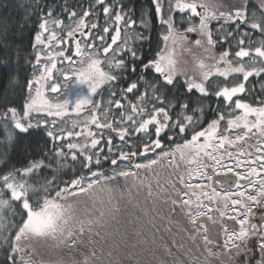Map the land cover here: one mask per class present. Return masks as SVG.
<instances>
[{
    "label": "trees",
    "instance_id": "trees-1",
    "mask_svg": "<svg viewBox=\"0 0 264 264\" xmlns=\"http://www.w3.org/2000/svg\"><path fill=\"white\" fill-rule=\"evenodd\" d=\"M72 21L71 31L66 30L63 36L78 35L74 43H85L86 48L76 44L78 50L73 53L74 44L68 43L58 51L55 66L59 65V56L88 59V52L92 51L103 58L99 65L104 70L103 60L112 53L107 65L110 71L107 83L111 89L107 86L104 90L112 107L105 112L107 117L103 120L107 124L118 123L127 118L128 111H135L138 123L137 130L133 128L132 134L126 130L121 139L109 138L106 134L101 137V129L96 127L99 130L94 140L99 153L96 159L84 154L72 155L71 150L53 134L49 135L42 125L25 120L23 127L14 126L13 118L22 112L29 97V84L39 66L37 48L56 41L55 35L46 28L47 22L59 28ZM42 29L44 34L40 38ZM131 34L132 37H127ZM48 36L53 39L48 41ZM166 38L193 43L185 46L195 47L197 51L204 52L208 47L213 61L205 71L209 73V69H214L215 72L207 76L205 71H200V67H204L203 59L196 55L195 67L200 75L196 77L195 73L191 79L170 77L159 58ZM256 44L264 46V0H0V181L35 165L28 175L29 183L40 187L42 192H36L34 197L26 192L30 207L41 206L43 200L58 198L62 193L68 194L69 197L63 195L59 200L75 204L70 214L76 222L90 226L82 217L87 219L88 216L92 222V203L89 202L93 200L83 197V193L69 191L93 177L96 169L109 173L112 169L128 168L131 160L135 164L137 160L148 159L149 155H139L145 145L159 151H173L176 145L193 150V144L201 145L188 159L192 157V161L197 159L202 164L207 157H213V151L209 150L214 142L216 150L236 148L230 137H217L223 132L225 122L216 120L219 114L227 113V116L229 111L235 112L232 101L226 103L212 91L217 85L242 82L244 91L234 99L253 107L264 103V66L244 73L241 67H234L230 62L237 51L248 53ZM197 45L204 48L198 49ZM233 68L232 72L228 71ZM92 78H82L80 87ZM137 103L141 106L136 107ZM156 115L160 119L153 124ZM239 130L242 129L236 132ZM209 135L210 139L202 142L203 137ZM195 136L197 139L192 140ZM181 166L191 164L185 161ZM96 197L102 196L96 194ZM13 204L16 211L9 225L11 236L0 244V264H16L24 241L30 246L24 233L17 235L22 232L26 211L18 201ZM83 205L86 209L80 213L78 209ZM66 226L59 231L62 233ZM82 231L83 225L78 232ZM69 236L71 233L63 238ZM17 240L18 243L22 240V246L16 244ZM63 242L62 239L57 243L43 240L37 248H49L57 264H69L66 252L70 248ZM30 259L33 260V254L28 261Z\"/></svg>",
    "mask_w": 264,
    "mask_h": 264
},
{
    "label": "flooded vegetation",
    "instance_id": "flooded-vegetation-1",
    "mask_svg": "<svg viewBox=\"0 0 264 264\" xmlns=\"http://www.w3.org/2000/svg\"><path fill=\"white\" fill-rule=\"evenodd\" d=\"M145 146L148 159L131 160L124 181L102 183L106 172L96 169V233L81 223L63 242L69 264H264V172H247L249 163L232 170L257 151L240 142L186 167L176 148Z\"/></svg>",
    "mask_w": 264,
    "mask_h": 264
},
{
    "label": "rangeland",
    "instance_id": "rangeland-1",
    "mask_svg": "<svg viewBox=\"0 0 264 264\" xmlns=\"http://www.w3.org/2000/svg\"><path fill=\"white\" fill-rule=\"evenodd\" d=\"M73 23L74 21L70 24L55 28L52 22H47L46 28L50 33L55 35L56 41L48 42L46 46L43 44V46L37 48V53L40 58L39 66L36 68L34 79H32L29 84V97L24 104L22 112L18 113L20 118L18 116H14L13 118L14 126L16 128L23 127L25 120L34 122L37 125H42L49 135L53 134L57 140L66 145V149L71 150L72 155L84 154L92 157V159H96V156L99 155L96 150V141H94L96 139V133H99L96 127L101 129V137L106 134L109 138L121 139L122 136L126 134V130L130 134L133 133L134 129L137 130L138 123L135 119L136 115H134V110V112L128 111L127 118L118 123L107 124L106 121L103 120V117H107L105 116V112H109L110 107H112L108 92L105 94L104 91L108 86L107 82H109L108 76L110 71L107 65L110 63L109 59H111L112 53L107 55L105 60H103L105 64L103 66L104 70L101 69L99 65V62H102L103 58L92 51L88 52V59L85 57L71 59L65 56L63 59L62 56H59V65L55 66V57L58 55V51H62L63 47L69 45L68 43L73 42V53L78 50L76 44H80V46H85L84 48H86L85 43H74L75 39L79 37L78 35L75 34L74 37L71 38L63 36L66 30L71 31L69 26ZM43 34L44 30L42 29L39 33L40 38H42ZM47 35L49 34L46 33V36ZM127 37H132V34ZM51 38L53 39V37L48 36V41ZM166 39V46L159 58L161 64L163 66L165 65L169 70L170 77L178 75L186 78L190 77L191 79V76L195 73L196 77L200 75L195 67L197 63L196 55L203 59L201 63H204V67H200V71L203 72L206 67L212 66L210 63L213 61V58H211L208 47L203 52L201 48H204V46L197 45V48L201 49L197 51L195 47L190 48L185 46L192 45L193 43H184L181 40L179 42L178 39H175L176 41L168 38ZM250 50L251 51L247 50L248 53H246V50H239L236 53L235 59H230L233 66L237 68L241 67L244 73L246 71L254 72L264 66V46L256 44L255 48L250 47ZM62 61L64 62L63 64ZM234 69L235 68L228 71L232 72ZM209 70V73L205 71L206 75L207 73L210 75L212 72H215L214 69ZM91 75H95V77L92 78ZM86 77L92 79L88 84H84L86 88H84V86L80 87L79 82L83 80L82 78ZM217 86L215 87V91H212L214 95L224 99L226 103L232 101V109L235 111H229L227 116V113L219 114L216 121H224L225 127L223 132H220L217 136L218 139L230 137L231 142H234L235 145H239L241 142L244 144L245 148H248L247 145H251L250 149L257 151V156L252 157L249 161L245 159L244 162H242V159H240L239 162L233 164L232 170L238 175L239 172H236L237 165L249 163L251 166L246 168L247 172L255 171L258 173L260 170L264 172V170H262L264 167V103L258 107H253L245 104V102L238 98L234 99L244 91L242 82L230 86ZM107 89L111 88L108 86ZM95 90L96 94L94 95ZM140 106L141 104L137 103L136 107ZM227 111L228 110H226V112ZM137 116H139V114H137ZM159 119L160 116L156 115L152 123L156 124ZM214 122H212V124H214ZM233 129L242 130L236 132V130L233 131ZM116 132H118L119 135L116 134ZM196 139V136L192 138V140ZM203 139L202 142L208 141L210 135L203 137ZM189 145L191 146L190 143ZM216 145L217 143H212L209 152H215ZM200 146L201 145L195 146V144H193V146H191L193 150H190L189 147L176 145L175 148L182 154L180 155V162L181 160H185L192 166L194 161H192V157L188 159V155L197 152L196 149H199ZM148 149H150V146L146 145L145 150ZM155 154L162 156L163 152L160 153L156 151L154 155ZM236 159V157L233 158V160ZM34 167L36 166L31 165L22 170L19 175L13 174L0 181V244L8 240L11 236V233H9L11 226L9 225L12 223V217L15 215L16 211L13 203L14 201H18L19 205L26 211V217L22 232L20 234L17 233V235L24 233L25 237L27 236L30 241V246L25 241L24 243L21 242L22 240L20 243H18V240L16 241V244L18 243L19 246H22L21 243L24 245L22 246L23 251L18 250L16 264H57V258L53 257L51 253L52 250L42 247L38 249V245L43 240L48 239L52 240L53 243H57L61 241V239L63 240V237L72 233V231H80L81 222H76V219H74L75 217L70 214L75 204H68L59 200V198H64L63 195L68 196V194L62 193L58 198L54 197L43 200L41 206L37 204L35 208L30 207V201L26 197V192L32 194V197H34L33 195L36 192H42L40 187L36 188L29 183L28 175ZM232 170L231 168H226L225 170L221 169L219 174L222 175L224 172L232 173ZM128 171V169L123 167L121 169H112L103 176V180L100 182L124 181L125 179L121 178H125ZM197 172H199V170H197L196 173ZM194 175L195 173L187 177L188 181L191 180ZM257 180L264 182V177L259 176ZM97 181L96 177L93 176L83 181L79 188H72V190L69 191L70 193H83V197H89L93 200L89 202L93 205L92 210H90L92 215L90 220L92 222L88 220V216L87 219L82 217V220H87L90 225L89 227L95 232L96 215L94 213L96 212ZM75 186H77V184ZM101 206H103V204H101ZM85 209V205H83L81 209L78 210H80V213H84ZM97 209L100 210L99 207H97ZM85 215L87 214L85 213ZM65 224H67V226L61 233L59 230ZM69 239L70 236L65 238L64 241H68ZM73 250L76 253L80 251L78 248H73ZM32 254L33 260L30 259L31 261H28L29 256ZM73 257L77 259L76 256L73 255Z\"/></svg>",
    "mask_w": 264,
    "mask_h": 264
}]
</instances>
